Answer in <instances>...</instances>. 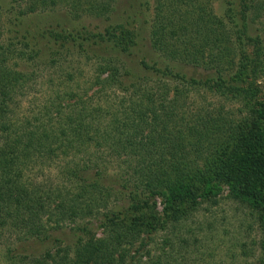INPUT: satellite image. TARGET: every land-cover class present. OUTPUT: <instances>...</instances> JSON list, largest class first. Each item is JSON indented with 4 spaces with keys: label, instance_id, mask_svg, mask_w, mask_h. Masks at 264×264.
I'll return each mask as SVG.
<instances>
[{
    "label": "trees",
    "instance_id": "16d2710c",
    "mask_svg": "<svg viewBox=\"0 0 264 264\" xmlns=\"http://www.w3.org/2000/svg\"><path fill=\"white\" fill-rule=\"evenodd\" d=\"M16 1L10 19L15 26L49 7L66 6L71 19L86 11L101 15L112 10V0ZM185 1L192 4L185 14H163L173 0L156 7L149 43L159 58L151 62L129 56L136 44L131 31L107 27V36L94 41L99 45L93 53L97 80L115 83L122 94V109L113 116L111 106L92 107L82 101L56 109L57 121L49 116L43 125H32L28 117L11 122L8 95L28 75L9 69L7 62L14 58L25 68L41 64L58 53L56 44L63 47L67 37L74 38L72 33L45 37L41 46L19 29L6 30L12 36L0 43V236L13 230L33 243L49 239V230H68L73 238L71 247L33 257L8 248L9 263L181 264V250L198 242L195 237L188 241L186 234L194 231H168L157 254L149 247L153 235L168 223L174 228L187 220L201 203H215L225 188L229 199L247 206L260 230L258 254L248 264H264V50L259 29L253 35L248 32L264 1L241 0L236 16L227 0L223 19L203 8L195 10L196 0ZM78 36L84 40L79 48L91 45L87 41L92 33ZM248 44L251 53H240L235 62V49ZM121 59L122 70L116 66ZM177 65L203 67L209 73L187 77L173 70ZM229 67L236 70L229 73ZM144 78L163 80L162 91L147 88ZM179 83L235 103L238 117L196 113L185 118ZM31 162L46 166L41 175L46 181L24 178ZM98 220L107 229L101 237L90 235Z\"/></svg>",
    "mask_w": 264,
    "mask_h": 264
},
{
    "label": "rangeland",
    "instance_id": "374dc122",
    "mask_svg": "<svg viewBox=\"0 0 264 264\" xmlns=\"http://www.w3.org/2000/svg\"><path fill=\"white\" fill-rule=\"evenodd\" d=\"M164 1L112 0L111 12L98 15L86 11L77 19L69 18L66 14V6L49 7L44 13L38 10V13L23 17L20 20L21 25L15 26L10 23V19H13L14 6L17 7L19 2L0 0V30L3 31L0 43L6 44L11 38L12 32L6 31L9 28L13 33L15 29H19L20 33L33 36L31 42H37L41 46L47 42L45 37L53 39L58 35L72 33V38H74L72 41L71 37H67L63 47L60 46V43L56 44L60 47L56 48L58 53L41 64L33 63L25 68L21 62L14 58L7 62L9 69L25 72L28 75L22 86L11 89L13 91L10 96L8 95L7 115L11 122H14V119L28 117L32 125H43L49 121V116H52L53 121H57L56 109L63 111L68 104L79 102L81 105L82 101L85 102V105L92 104V107L111 106L112 116L119 113V110L122 109V94L115 87V83L101 84L97 80L99 69L93 53H98L99 45H93V43L100 41L101 37L107 36L104 33L107 27L115 28L116 32L127 30L132 32L133 40L136 43L132 46V54L129 56L136 62L145 57L150 62L159 58V52L150 50L149 33L155 19L156 7L158 4L164 5ZM226 1L196 0L193 4L197 6L195 10L203 8L206 12L223 19ZM230 1L234 14L238 16L241 0ZM99 2L97 3L99 4ZM190 5L192 6V4H186L185 0H173L164 7L163 14H185L189 7V11L192 10ZM118 25L122 28L117 27ZM256 29H259L257 33L263 39L264 50V9L261 10L260 17L249 26L248 32L253 35L256 33ZM87 31L93 36L87 41L91 45H84L81 49L77 45L84 40L78 35ZM235 50L236 52L232 57L237 62L240 53L246 52L248 55L251 53L252 46L249 44L242 45L240 50L239 48ZM109 55L110 52L106 53V56ZM124 63L125 60L121 59L116 63V66L122 70L125 68ZM170 64L173 63L170 62ZM173 70H179L187 77L193 74L198 76L209 73L203 67L196 69L187 65H177V68ZM235 70L236 68H228L229 73H233ZM144 81L147 88H152L153 91L160 90V92L165 83L163 80L154 81L152 78H144ZM184 84L179 83L178 88L182 89L183 93L181 104L185 109V118L192 117L196 113L220 114L228 119L238 117V107L235 103L212 96L201 88L197 89L190 86L189 89V86ZM171 85L175 88L176 84L172 83ZM156 88L159 89L156 90ZM56 160L57 163L60 162L59 159ZM39 164H33V162L28 164L24 172V178L27 181L44 182L47 180L46 177L41 176L46 166ZM115 164L114 162L113 165ZM113 165L111 164V166ZM226 192L225 188L221 190L213 204L201 203L197 210L188 216L187 220L179 222L174 228L171 227L172 224L170 223L164 228H159L149 244L153 253H159L158 247H160L162 239L168 231H179V233L194 231V234L192 232L186 234L189 237L188 241L192 243L193 237H195L198 242L195 245L190 244V248L185 247L181 250V256L177 257L181 264H248L253 261L258 254L260 239L258 231L260 230L257 228L254 217L247 206L229 199ZM157 202L156 211L161 215L163 204L159 199ZM106 230L105 227L100 226L99 220L93 221L90 235L101 237ZM48 233L51 237L43 242L26 243L20 239L21 236L17 231L14 233L13 230L12 232H2L0 236V264H12L5 257L8 248L13 251V254L27 253L28 256L33 257L34 255H41L48 249L55 251L60 247L72 246L73 238L68 230H49ZM82 238L86 239V237ZM55 239L60 240V242L55 241ZM241 248H244L245 254L241 253ZM24 261H29V258Z\"/></svg>",
    "mask_w": 264,
    "mask_h": 264
}]
</instances>
